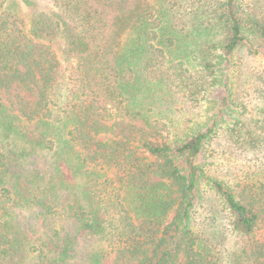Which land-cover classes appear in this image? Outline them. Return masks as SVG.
I'll return each mask as SVG.
<instances>
[{"label":"trees","instance_id":"16d2710c","mask_svg":"<svg viewBox=\"0 0 264 264\" xmlns=\"http://www.w3.org/2000/svg\"><path fill=\"white\" fill-rule=\"evenodd\" d=\"M50 1L0 0V264H264V0Z\"/></svg>","mask_w":264,"mask_h":264},{"label":"rangeland","instance_id":"374dc122","mask_svg":"<svg viewBox=\"0 0 264 264\" xmlns=\"http://www.w3.org/2000/svg\"><path fill=\"white\" fill-rule=\"evenodd\" d=\"M35 1L38 2L42 6L43 5L44 6H46V5L52 6V2L50 0H35ZM100 139L101 140H106V139H108V137L107 136H101ZM143 152H144V150H141V153H143ZM222 162H224V163L230 162L232 164H237L238 162H240V160H239V158L236 155H233V154L229 153V154L225 155L224 158L221 161H217L218 164L222 163ZM218 170H219V172L221 174L222 165L220 167H218ZM213 173L217 175L216 172H213ZM21 216H23L24 221L26 223H30L31 225H35L36 224V218H35V216L33 215L32 212H29V211L24 212L23 214H21ZM172 216L173 215H171L170 218H172ZM47 226H48L47 229H46L45 225H43L41 227L40 232L43 234L42 235L43 237H44V235L46 233H48V231H47L48 228H51L53 231L54 230H61L62 232H69V233L70 232L72 233L73 230L75 229L74 225L69 224L68 222H65V221L61 222V221H56V220H52V221L47 222ZM64 229H66V231H63Z\"/></svg>","mask_w":264,"mask_h":264}]
</instances>
